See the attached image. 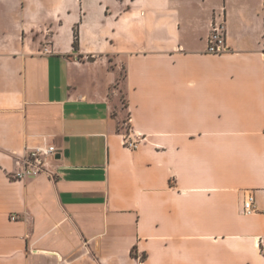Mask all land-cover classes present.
<instances>
[{
	"label": "crops",
	"instance_id": "1",
	"mask_svg": "<svg viewBox=\"0 0 264 264\" xmlns=\"http://www.w3.org/2000/svg\"><path fill=\"white\" fill-rule=\"evenodd\" d=\"M263 237L264 0H0V264H264Z\"/></svg>",
	"mask_w": 264,
	"mask_h": 264
},
{
	"label": "built area",
	"instance_id": "2",
	"mask_svg": "<svg viewBox=\"0 0 264 264\" xmlns=\"http://www.w3.org/2000/svg\"><path fill=\"white\" fill-rule=\"evenodd\" d=\"M229 50L230 48L226 38L225 22L214 20L208 35L207 52L212 54H223ZM132 121L133 118L131 114H129L120 125V133L123 145L128 149L136 150L145 138L142 134L137 133L133 129ZM59 153V148L51 144L30 148L27 151V154L23 156L24 163L22 168L14 173V177L16 179H23L43 173L49 174V170L47 169L48 161L50 158H56ZM255 210L256 200L254 194L251 192L247 195L244 201V211L247 214H250L255 212ZM18 217L19 216L17 214H13L11 216L14 220ZM261 246L264 252V237L262 238Z\"/></svg>",
	"mask_w": 264,
	"mask_h": 264
},
{
	"label": "trees",
	"instance_id": "3",
	"mask_svg": "<svg viewBox=\"0 0 264 264\" xmlns=\"http://www.w3.org/2000/svg\"><path fill=\"white\" fill-rule=\"evenodd\" d=\"M78 33H77V30H76V34H75V41H74V46H75V48H77L78 47Z\"/></svg>",
	"mask_w": 264,
	"mask_h": 264
}]
</instances>
